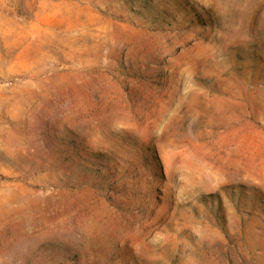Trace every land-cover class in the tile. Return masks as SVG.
<instances>
[{"label":"rangeland","instance_id":"obj_1","mask_svg":"<svg viewBox=\"0 0 264 264\" xmlns=\"http://www.w3.org/2000/svg\"><path fill=\"white\" fill-rule=\"evenodd\" d=\"M0 264H264V0H0Z\"/></svg>","mask_w":264,"mask_h":264}]
</instances>
